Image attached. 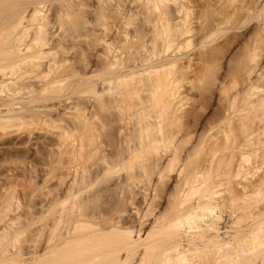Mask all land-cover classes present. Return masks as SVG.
Here are the masks:
<instances>
[{"label": "bare ground", "instance_id": "bare-ground-1", "mask_svg": "<svg viewBox=\"0 0 264 264\" xmlns=\"http://www.w3.org/2000/svg\"><path fill=\"white\" fill-rule=\"evenodd\" d=\"M85 2L0 0V127L55 112L54 106L58 103L54 105L52 101L64 92L61 83L80 74L82 53L79 44L91 30L86 27L87 21L82 14L87 9L82 10ZM208 2L213 14L220 17L231 4L230 0ZM263 2L249 1L254 9L250 10L252 7L247 4L248 10L257 11ZM146 4V12L155 16L153 23L148 25L151 18L147 19L149 16L146 15L145 27L150 31L153 27L149 26L156 24L157 27L153 28L155 36L164 43L162 47H167L161 51L162 55L182 38L198 35L202 48L198 54L200 57L204 55L205 64H200L201 69L195 75L203 81L200 95H210L213 99L216 69L225 45L216 44L214 49L211 46V52L208 47L210 53L206 56L203 50L207 41L214 38L213 32H219L222 22L228 23V20L220 21L218 17L219 22L208 27L212 30L202 29L198 24L201 22L188 21L192 10L179 0H148ZM233 8L230 9L232 13ZM103 15L105 17V13ZM262 17L264 19V15ZM156 20L160 23H154ZM50 24L56 30L48 33ZM65 41H69L76 51L70 66L66 65L65 59H60L66 53ZM248 42L237 66H249L248 76L257 87L248 94L234 117L227 120L222 134L210 137L206 149L202 147L206 135L177 132L180 122L186 121L182 120L185 116L180 119L178 115L186 110L182 111L185 109L181 107L183 95L176 88L180 87L182 74L173 76L172 72L191 67L189 63V67L182 63L170 68H152L142 74L138 82H131L134 78L125 80L122 88L115 90L108 85L113 89L110 92L113 94L104 101L108 109L116 107L117 110L126 100L128 104L124 106L127 110L133 99L140 106L153 101L155 105L151 111L158 109L160 118L163 117L161 125L160 120L159 123L144 120L138 124L132 148L131 138L118 131L119 128V133L112 130L97 133L99 128L94 129L88 118L90 115H84L87 111L84 114L75 112L77 122H74L73 131L76 136L67 152L71 166L57 186L52 183L55 188L45 192L49 197L46 204L43 200L45 206L48 203L43 218L48 219L45 227L49 229L45 230H48L45 239H42V230L35 229L34 242L28 250L34 254V258H30L31 264H264V60L259 59L260 53L264 52V28L261 40L254 44ZM108 45L104 47L110 50ZM180 51L181 48L177 55ZM21 69L26 73L14 79L15 73ZM93 108V112H97L96 107ZM230 109H237L236 98ZM124 110L120 121L122 117L128 119L124 117L127 111ZM97 120L96 117L94 121ZM118 120L117 117L116 122ZM172 126L174 132L169 131ZM118 143L125 150L118 149ZM107 151L110 154L106 155ZM122 152L131 164L133 175L127 172L129 176L122 179L115 176L114 181L111 171L123 159ZM96 156L99 161L91 163ZM38 202L41 205L40 200ZM40 210L39 206L35 213ZM5 233L0 234V264H23L19 255L11 254L14 250L8 247ZM142 235L146 237L141 242ZM15 244L14 240L11 246Z\"/></svg>", "mask_w": 264, "mask_h": 264}, {"label": "rangeland", "instance_id": "rangeland-1", "mask_svg": "<svg viewBox=\"0 0 264 264\" xmlns=\"http://www.w3.org/2000/svg\"><path fill=\"white\" fill-rule=\"evenodd\" d=\"M104 1L105 0H86L85 4L83 3L82 10L85 8L87 9L81 11L84 20L87 21L86 27H89L88 29H91V32L88 30L79 44V50L82 53L79 76L73 80L65 79L60 85L62 92H64L61 93V97L52 101L54 105L58 103L54 106L55 112L41 114V116L33 119L13 121L9 123L8 126L0 127V234L5 233L6 230L5 234L8 237L9 243L8 247L10 246L11 250H14L11 254L19 255L18 259L22 262L24 261L23 264H31L32 261L30 258H34V254L30 253L31 251L28 252L31 247L30 245L34 242L33 239L35 236L33 237V235L37 231L42 230V239H45L46 233H48V230L45 231L46 229H49V227H45V225L48 224V219L45 220V218H43L46 214V206H48V203L45 206L49 197L47 193L57 186L63 178L64 173L71 166L69 164L70 155L67 152L71 149L70 147L75 140L76 132L73 131V128L77 122L76 114L78 112L84 114V111H87L84 115L87 117L90 115L88 118L94 125V129L97 130L99 128L97 133L102 131L108 132L110 130L117 132V129L119 128L118 131L121 130L123 134L128 136V138H131L130 146L132 148L135 146L134 134L138 124L142 123L144 120H152V122L155 123L156 121H158L157 123L161 121V125L163 124V121L160 119L163 117L160 118L157 112L158 109L155 111L156 113L151 111L154 110L152 109L155 105L153 101H151L153 103L148 102L146 105L140 106L138 102H136L137 100L133 99L134 101L131 103L137 105V107L134 105L136 109H134L135 107L132 108L131 105L133 104L129 103V107L132 109L128 108L129 110H127V106H124L125 104H128V101L126 100L127 102L124 101V104L122 105L125 110H127L124 117H128V119L126 121L125 118L122 117L123 120L121 121H123V124H120V114L124 113L122 112L124 109L122 105H119V109L117 110L115 109L116 107L108 109L104 106V103L108 100L107 97L113 94H110V92H112L114 88H122L125 80L134 78L131 82H138L142 74H146V71L152 68H170L172 65H181L182 63L184 67H189L190 65L191 67L189 68L186 67L185 69H179L180 71L174 69L172 72L174 73L173 76H179L182 74L179 78L180 85L178 84L180 87L176 88L178 89L177 91L183 95L181 100V103L183 104L181 107L185 109H182V111L186 110L185 113L181 112L178 115L180 116V119L182 116H185L182 120L186 121L180 122L181 120L179 119L180 124L178 122L179 130H177V132H192V134L198 132L206 135L202 144V147L206 149L210 143V137L217 135V133L219 136L222 134V130L225 129L224 127L226 126L227 120L234 117L235 112L241 108V105L244 103L248 94L252 93L251 91L257 87L248 76L247 70L249 69V66L245 64L238 67L237 64L240 56L244 54L245 47L249 45L248 41H250L251 44H254L263 37L264 19L262 15H264V2L257 11H250L254 9V5L251 3L255 2V0H235L233 3L236 6H232L233 3L231 2L232 0H230L231 8L230 5H227L229 9H227L228 12L227 10L225 12L223 11L221 16L224 18L223 19L220 16L213 14L211 9L212 5L208 2L209 0H179L186 4L190 8V11L192 10L188 21L191 23L201 22L198 24L202 29H210L214 25L213 23H216V21L219 22L218 17H220V21L228 20L226 21L228 23L222 22L224 24L220 27L221 29H219V32H213L214 35L212 38H214L210 39L211 41L209 40V42L207 41L203 50L206 51L204 52L206 56L207 53L209 54L212 49L216 47V44L217 46L218 44H222V46L225 45L220 65L216 69L217 80L216 84L213 86L215 95L212 99L210 95H200L199 91L203 86V81L195 75L199 72L201 65L203 66L205 64V58H202L204 55L200 57V54H198L202 49L199 44L198 35L195 34L191 37L186 36L182 38L179 42H175L173 46L169 48L170 50H168L169 52L167 51L168 53L165 52L166 54L164 53L162 55L161 51L167 47H162L164 43H161L157 38V35L155 36L156 32L153 28L157 27L156 24H154L155 26H149V28L153 27L150 31L147 29V26V28L145 27V24L149 23L148 25H151L153 23L155 16L150 14V17L147 13L148 8L146 3L148 0H107L106 3ZM249 1H251V3H249ZM243 4L245 5L242 6ZM247 4L248 6L250 4L251 6L249 7L252 8L250 9ZM232 8L234 14L231 12L232 10H230ZM235 8L237 9L235 10ZM248 8L250 10H248ZM247 10L250 11V13H248ZM94 11L96 14L93 13ZM243 11H245V13H243ZM49 12L50 15L48 14V16L49 19H51V11ZM89 12H91V15H87ZM230 12L232 13L233 19H231ZM104 13L105 17L103 15ZM249 14L252 17H250ZM146 15L149 17L147 18ZM145 17L147 19L151 18L150 21L145 23L147 20ZM225 17L228 18L226 19ZM237 19L240 20L241 24ZM213 20L215 22H213ZM156 21L154 23L159 22V20ZM202 23L205 25H202ZM209 26L211 27L208 28ZM52 29L53 24H50L48 27V33L56 30V28ZM142 34H144V36H142ZM63 43L66 53H63L60 56V59H65L66 65L70 66L73 63L72 59L75 56L76 51L69 41ZM103 43L104 45L109 43L108 46L110 50H107L106 46L104 47V45H102ZM208 47H211L212 49L210 48L209 50L207 49ZM180 48L182 51L177 55ZM260 54L261 56L259 59L263 61L264 52H261ZM101 55L103 57H101ZM201 59H203V64ZM22 71V73L19 71V73L16 72L14 79L26 73L24 69ZM101 85H103L106 90H104ZM105 85L106 87L111 85L113 89L109 86L106 88ZM114 93H117V90ZM194 93L198 95H193ZM235 98L237 109L229 110V106ZM92 106L94 108L96 107L95 109H97V112L96 110L93 112ZM99 112H101V114H99ZM128 113L130 115H127ZM72 116H74L75 119ZM95 116L99 120L94 121L96 118ZM71 117L73 118V121L71 120ZM117 117L119 122H116ZM138 117H141L142 119L140 118L139 121ZM135 122L137 123L136 126ZM117 123L121 126L119 125L117 127ZM174 124L177 125V123ZM126 125L129 129L126 128ZM174 130L173 126L172 129H169L170 132H174ZM118 145V149L124 148L125 150L124 146L122 147L119 143ZM123 152L121 155V159H123H120L121 161L119 160L120 162L116 163L117 167L111 171V177L114 181L117 177H120L118 179H122L125 176L132 174L131 164L125 160V153ZM105 153L106 155L110 154L109 151ZM97 156L95 161L91 163H95L97 160L99 161V157ZM79 162L76 163V165H78ZM165 163L167 164V161L164 162V164ZM54 182H56V184H54ZM45 192H47L46 196ZM38 200H40L41 205H39ZM43 200H45V204ZM38 205L41 207V210L39 211L40 213H35L39 208ZM35 229L37 231H35ZM19 237H21V240H19L21 243L17 244L19 243V241H17ZM145 237L146 235H142L141 242ZM137 238L138 237H136V239ZM14 240L16 243L14 246L16 248L11 246L14 244Z\"/></svg>", "mask_w": 264, "mask_h": 264}]
</instances>
